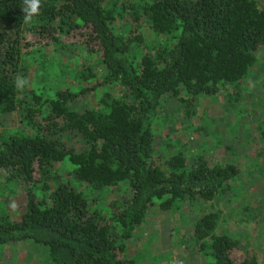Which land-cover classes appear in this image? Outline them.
Segmentation results:
<instances>
[{
	"label": "trees",
	"instance_id": "trees-1",
	"mask_svg": "<svg viewBox=\"0 0 264 264\" xmlns=\"http://www.w3.org/2000/svg\"><path fill=\"white\" fill-rule=\"evenodd\" d=\"M22 7L0 0V117L18 110L29 130L0 131V174L22 185L24 204L15 220L0 215V244L30 240L50 264H133L125 241L147 210L185 206L204 264H258L235 237L215 232L216 208L202 211L233 189L240 168L202 154L190 164L179 148L155 160L153 141L163 96L237 91L264 49V0H41L31 25ZM144 28L167 41L139 50ZM51 42L78 45L100 69L73 67V86L64 72L52 88L17 90L23 62ZM89 96L90 106L73 107ZM80 183L126 185L96 210Z\"/></svg>",
	"mask_w": 264,
	"mask_h": 264
},
{
	"label": "rangeland",
	"instance_id": "rangeland-1",
	"mask_svg": "<svg viewBox=\"0 0 264 264\" xmlns=\"http://www.w3.org/2000/svg\"><path fill=\"white\" fill-rule=\"evenodd\" d=\"M164 36L153 35L144 28L139 50L142 46L165 44ZM255 57L254 65L238 83L236 92L229 85L215 95L188 98L180 91L177 95L163 96L158 108L160 117L154 123L153 154L156 160L159 154L163 157L179 148L190 164L196 155L202 154L208 161L237 165L240 171L232 181L233 189L218 196L211 205L206 204L202 211L216 208L220 220L215 232L235 237L245 247L240 255L252 253L258 264H264V138L261 136L264 49ZM83 64L100 69L98 57L87 55L78 45L59 46L51 42L23 62L26 72L19 76L26 78L31 87L52 88L62 81L65 72L64 80L73 86L76 82L69 78L72 75L69 70ZM92 103L89 96L75 102L73 107L82 109ZM19 115L20 111L16 110L0 117V131L28 132ZM53 166L61 171L58 163ZM125 185L95 191L80 183L79 189L88 199L90 209L100 210L108 199L121 198L120 189ZM21 188L20 183H6L0 174V215L17 219L24 209ZM193 218L194 212L185 206L181 209L151 206L143 223L125 241V255L133 264H204L192 237ZM46 252V247L30 240L0 244V264H50Z\"/></svg>",
	"mask_w": 264,
	"mask_h": 264
},
{
	"label": "clouds",
	"instance_id": "clouds-1",
	"mask_svg": "<svg viewBox=\"0 0 264 264\" xmlns=\"http://www.w3.org/2000/svg\"><path fill=\"white\" fill-rule=\"evenodd\" d=\"M41 0H23V7L21 11L23 15V23L31 25L34 22V18L40 15ZM17 90H24L31 87L29 81L21 76H17L14 81Z\"/></svg>",
	"mask_w": 264,
	"mask_h": 264
}]
</instances>
